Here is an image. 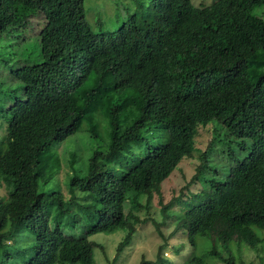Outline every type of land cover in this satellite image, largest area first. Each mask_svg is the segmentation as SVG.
Here are the masks:
<instances>
[{
  "label": "trees",
  "instance_id": "16d2710c",
  "mask_svg": "<svg viewBox=\"0 0 264 264\" xmlns=\"http://www.w3.org/2000/svg\"><path fill=\"white\" fill-rule=\"evenodd\" d=\"M15 2L0 13V39L18 42L16 54L0 51V66L24 94L9 96L0 143V176L9 181L0 198L1 257H19L20 264H94L97 245L87 234L124 227L114 261L136 232L129 222H145L136 210L147 208L154 194L161 220L150 222L159 236V227L172 220L171 234L186 236L192 249L198 237L207 242L205 254L190 255L185 264H202L206 256L245 264L233 253L264 251V73L256 75L263 65L264 0L133 1L117 27L104 33H94L85 20L88 0ZM37 16L57 29L34 33ZM27 28L33 36L23 34ZM98 99L106 100L107 140L88 148L81 175L71 171L64 200L46 187L42 157L83 121L93 132L83 137L94 139ZM130 106L124 125L119 109ZM199 132L206 135L202 150L194 145ZM220 152L229 163L223 175L211 166ZM194 155L189 182L162 203L161 184ZM69 159L76 161L75 154ZM194 182L201 191L184 193ZM173 203L176 213L169 211ZM128 204L134 210L124 215ZM81 220L90 222L87 229H80ZM23 230L32 242L18 249L13 244ZM160 251L138 264H164Z\"/></svg>",
  "mask_w": 264,
  "mask_h": 264
},
{
  "label": "rangeland",
  "instance_id": "374dc122",
  "mask_svg": "<svg viewBox=\"0 0 264 264\" xmlns=\"http://www.w3.org/2000/svg\"><path fill=\"white\" fill-rule=\"evenodd\" d=\"M87 1V0H86ZM91 1V2H90ZM138 2L139 0H133ZM132 0H88L83 4V11L85 14V20L90 29L94 33H104L108 30L112 31L117 27V20L119 15L123 13V8ZM195 5L197 4H209L212 0H192ZM16 5L15 0H0V13L2 11H8ZM263 20H264V11ZM121 17V16H120ZM33 32L36 34H48L56 30L57 26L48 22L43 16H37L32 18ZM24 35L33 36L30 30L27 28L23 33ZM17 39L12 38L10 40L0 39V51H6L16 54ZM19 51V50H18ZM263 65L256 71V75L264 73V54L258 58ZM253 74V73H252ZM254 75L253 77H255ZM18 81L9 76L7 69L4 66H0V143L3 142L6 120L11 111L10 97L18 96L22 98L24 94L15 89ZM106 100L98 99L94 103V111L91 114L92 120L95 122L96 135L94 139L86 141V137L93 133L86 122H82V126L78 132L64 139L59 144L51 147L44 157H42L41 163V176L47 179V188L55 187L64 200H69V192L66 187V179L71 175V171L78 175L84 172L85 163L89 156L88 148H92L93 142L104 143L107 140L106 129V113H105ZM132 107L120 108V119L122 124L126 125L129 122ZM90 115V114H89ZM105 118V119H104ZM160 139H165V136H160ZM206 144V135L199 132L194 138V145L203 149ZM69 153H74L76 161L70 162ZM211 161V166L217 169L220 175L224 174L228 169V161L221 152L214 153ZM220 154V155H219ZM238 155V152H237ZM52 156V157H51ZM239 156V155H238ZM194 155L190 159H183L179 162L177 167L172 171L168 178L161 184L160 195L162 203L166 204L170 199L175 197L180 189L189 182L190 177L194 173V167L197 165V160ZM55 161V163L53 161ZM74 160V159H72ZM53 162V163H52ZM72 164V167L70 166ZM51 169V171H48ZM47 172H53L48 174ZM221 177V176H220ZM9 181L0 176V198H5L9 190ZM201 191L200 186L197 183H192L187 187L185 192L199 193ZM128 196V195H127ZM135 198V196H133ZM158 196L152 195V198L147 208L136 210L135 214L139 220H145L141 223H131L136 232L132 236L127 246L123 248L116 260H112L115 254V248L124 239L125 228L120 227L113 229L112 231H105L102 233L87 234L86 240L93 242L97 245L93 249L94 264H138L141 258L152 261L155 259L158 248L161 247L160 253L164 257V264H185L190 255L200 257L205 254L207 250V242L202 241L199 237L196 238L195 247L192 249L186 241V236H183L180 232L177 234H171L173 229L172 220H167L163 226L159 227L160 236L156 233L152 223H159L161 220L160 206L157 203ZM140 204H144V197H139ZM179 205L173 203L169 209L172 213L178 211ZM128 209H133L131 204L124 207V215L128 213ZM71 211H76V208H72ZM77 214V213H75ZM90 225L89 221L81 220L79 226L81 230L87 229ZM67 226V225H66ZM78 224L76 228H79ZM78 235H81L79 230ZM201 241H200V240ZM31 236L25 230L20 232L13 246L24 248L30 245ZM12 249V248H11ZM165 254V255H164ZM234 257H238L245 264H264V251L257 248V250L241 249L238 252L233 253ZM19 257L10 258L4 260L1 257L0 252V264H20ZM202 264H222L210 257L202 259Z\"/></svg>",
  "mask_w": 264,
  "mask_h": 264
},
{
  "label": "built area",
  "instance_id": "2783aa9c",
  "mask_svg": "<svg viewBox=\"0 0 264 264\" xmlns=\"http://www.w3.org/2000/svg\"><path fill=\"white\" fill-rule=\"evenodd\" d=\"M165 255V254H164Z\"/></svg>",
  "mask_w": 264,
  "mask_h": 264
}]
</instances>
